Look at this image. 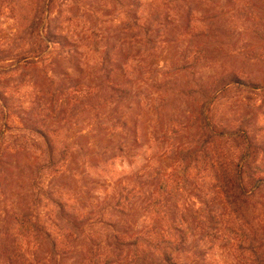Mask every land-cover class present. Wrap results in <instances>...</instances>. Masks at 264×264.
<instances>
[{
    "label": "rangeland",
    "instance_id": "374dc122",
    "mask_svg": "<svg viewBox=\"0 0 264 264\" xmlns=\"http://www.w3.org/2000/svg\"><path fill=\"white\" fill-rule=\"evenodd\" d=\"M166 13L177 20L168 27L169 44L156 51L119 43L124 35L142 30L133 31L135 22L148 24ZM38 34L45 40L68 37L69 45L76 44L57 39L61 47L43 46L38 59L25 60L28 51L39 48ZM107 52L115 55L117 66L128 68L145 67L148 58L147 84H128L144 103L134 100L120 110L132 131L127 138L105 132L109 109L73 120L65 113L59 116L58 108L69 104L67 98L56 103L54 91L65 80L60 74L94 85L104 79L98 65L111 60ZM81 65L83 75L73 70ZM123 76L117 75L119 80ZM38 120L62 127L57 146L72 148L68 172L60 178L31 177L34 159L44 158L36 150L40 138L28 129ZM220 123L227 127L225 135L209 138L211 127ZM242 129L260 148L251 156L252 170L264 175V0H0V163L5 190L0 193V245L13 211L43 215L48 207L57 214L49 199L58 197L66 202L65 217L74 209L111 211L120 187L149 167L160 176L171 175L169 190L180 182L179 192L167 203L170 218L180 214L201 225L213 206L229 213L224 196L214 188L226 174L217 160L244 147ZM111 145V153L103 156ZM21 147L25 151L15 149ZM201 201L213 204L204 207ZM252 204L258 209L253 225L259 229L264 198L257 195ZM198 209L203 212L195 215ZM127 221L133 225L137 220ZM248 221L240 218L238 224L247 230ZM202 233L194 228L186 264H199L201 258L203 264H244L225 242L211 243ZM27 250L25 245L20 248L21 253ZM257 260L249 264L261 263Z\"/></svg>",
    "mask_w": 264,
    "mask_h": 264
},
{
    "label": "trees",
    "instance_id": "16d2710c",
    "mask_svg": "<svg viewBox=\"0 0 264 264\" xmlns=\"http://www.w3.org/2000/svg\"><path fill=\"white\" fill-rule=\"evenodd\" d=\"M176 21L166 13L148 24L139 25L135 22L133 31L142 30L136 31L132 37L124 35L119 43L134 42L136 45L151 47L157 51L171 42L168 27ZM31 36L34 37V33ZM192 38H195V34ZM57 39L69 45L68 37L51 36L45 40L38 34L35 40L39 43V48L28 51L24 55L25 60L38 59L45 52L43 46L48 48L49 44H53L61 47L63 43ZM75 44L76 42L72 41L69 46ZM114 56L107 52L106 57L111 60L108 63L103 60L98 65L99 74H102L104 79L96 84L84 85L80 79H74V76L63 73L60 76L69 80V85L62 80L54 92L56 103L64 98L69 99L66 109L58 108L59 116L65 113L70 120H73L90 111L97 113L99 109H109L111 115L106 116L108 112L105 113V132L118 138L123 136L127 138L132 131L129 123L120 116V110L123 107H129L125 104L134 100L138 104L144 103V100L128 84H147L148 80L145 81L144 77L145 73H150V70L146 68L148 58L144 61L145 67L137 65L128 68L123 65L117 66V60H113ZM66 58L72 60L70 54ZM28 65L31 64L28 63ZM73 70L83 75L85 69L83 70L81 65V68ZM119 73L125 75L123 80L118 79ZM234 83L239 84L237 81ZM47 124L48 121L38 120L33 123V127L28 128L40 138L36 150L44 156L42 159H34L33 170H31V177L33 176L34 180L60 178L68 172L67 167L70 164L69 158L72 155L70 145L57 146V142H61L62 127H54L53 124L47 126ZM226 128L221 123L215 128L211 127L209 138L225 135ZM239 133V136L245 140L244 147L239 144L240 150L239 148L233 150L227 158L221 155L226 159L224 161L217 160V163H222L221 169L225 170L226 174L223 179L216 182L214 188H217L219 194L224 196V202L230 208L229 213L222 214V211L213 206L201 225H196L191 218L180 217V214L170 218L167 203L179 192L180 182L169 190L168 181L171 175L163 173L160 176L157 170L149 167L138 173L133 183L120 187L111 211L103 209L97 212L94 208L91 211L74 209L69 217H65L62 213L65 211L66 202L60 197L49 199L53 207L57 209V214L51 213L48 207L47 214L43 215L30 209L28 212L13 211L5 234L3 233L2 241L4 242L0 245V264H186L184 256L193 247L194 228L203 232L205 239H210L211 243L225 242L232 249L238 262L258 263V258L261 260L259 264H264V210L261 213L263 221L258 229L253 225L258 209L252 206L257 195L264 198V175L262 172L253 171V163L250 162L251 156L256 155L260 148L250 140L246 130L242 129ZM136 134L138 135V131L135 130ZM234 134L238 135L237 132ZM205 136L206 134L203 137ZM110 143L113 144V140ZM112 146H107L103 156L111 153ZM15 149L25 151L26 148ZM218 150L223 152L220 144ZM2 166L3 163H0V193L3 194L5 190H3L1 179ZM155 179L158 181H154ZM154 182L157 184L154 185ZM171 182L175 183L173 180ZM184 182L186 183V179ZM152 187H155L154 191ZM210 203L213 204V201H201L200 204L206 207ZM202 212V209H198L193 213L199 215ZM244 217L249 220V223H246L247 230L244 225L242 228L238 224V220L240 222V218L244 220ZM130 218L137 220V223L131 225L127 221ZM191 223L194 227L189 226ZM217 224L224 228L218 227ZM216 231L222 236L218 238ZM20 239L28 249L26 253L20 252V248L24 249V245L19 244ZM77 252L79 259L75 261L73 256ZM192 254V257H196L194 251ZM201 262L199 264H203Z\"/></svg>",
    "mask_w": 264,
    "mask_h": 264
}]
</instances>
